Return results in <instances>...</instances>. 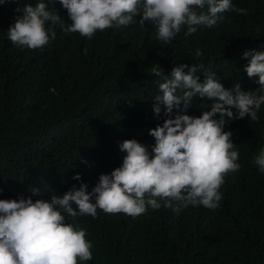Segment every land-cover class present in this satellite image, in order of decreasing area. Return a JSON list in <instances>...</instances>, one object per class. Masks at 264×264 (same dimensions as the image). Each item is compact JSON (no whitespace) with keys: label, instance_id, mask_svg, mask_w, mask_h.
<instances>
[{"label":"trees","instance_id":"trees-1","mask_svg":"<svg viewBox=\"0 0 264 264\" xmlns=\"http://www.w3.org/2000/svg\"><path fill=\"white\" fill-rule=\"evenodd\" d=\"M232 3L247 15L225 12L222 22L198 26L193 35L183 26L171 43L158 41L154 25L141 27L138 18L91 39L66 32L71 20L61 6L64 25L39 49H21L7 35L34 0L0 5V199H50L81 183L91 191L101 174L121 165L120 142L152 146L148 131L166 118L152 110L156 63L165 74L178 64L198 65L220 83L259 89L258 77L243 69L245 52L264 51V0ZM196 75L203 82V72ZM211 103L197 95L187 114L198 117ZM257 115L255 122L246 117L225 127L238 144L241 167L225 177L216 210L189 206L177 213L178 205L158 201L160 209L137 217L99 209L95 218L66 216L93 245V259L78 264H264V173L252 163L264 148V105Z\"/></svg>","mask_w":264,"mask_h":264},{"label":"clouds","instance_id":"clouds-1","mask_svg":"<svg viewBox=\"0 0 264 264\" xmlns=\"http://www.w3.org/2000/svg\"><path fill=\"white\" fill-rule=\"evenodd\" d=\"M10 2L15 0H0V5ZM34 2L35 7L24 6L23 15L17 16L7 31L8 39L21 49L43 48L55 40V27L65 23L56 11L61 6L71 20L64 28L66 32L91 39L98 31L127 27L138 18L141 27L146 22L153 24L155 38L163 43H171L183 26H187L185 35L196 33L198 26H216L224 20L225 12L247 15V9L235 7L232 0ZM195 55L203 53L197 49ZM244 58L248 63L243 71L249 78L258 77L260 88L255 91H244L239 83H220L215 73L204 72L202 66L178 64L165 74L156 63L151 72L159 77L158 94L152 110L156 118L163 110L166 118L148 131L154 144L145 146L136 139L120 142L119 150L125 154L121 165L101 174L91 191L81 183L79 188L73 186L50 199H0V264H78L92 260L93 245L86 238V230L67 222L66 216L73 220L84 215L95 218L99 209L106 214L137 217L149 208L160 209L158 201L168 208L178 205L173 208L177 213L189 206L216 210L225 177L241 167L238 144L225 127L246 117L257 121L264 105V51L245 52ZM198 70L203 72V82L196 75ZM197 95L212 101L198 117L187 114ZM252 163L264 173V148ZM73 179L79 181L81 176ZM31 191L37 195L38 190Z\"/></svg>","mask_w":264,"mask_h":264}]
</instances>
